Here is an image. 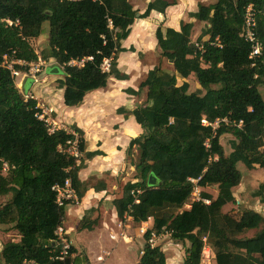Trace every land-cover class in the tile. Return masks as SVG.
<instances>
[{
  "label": "trees",
  "instance_id": "16d2710c",
  "mask_svg": "<svg viewBox=\"0 0 264 264\" xmlns=\"http://www.w3.org/2000/svg\"><path fill=\"white\" fill-rule=\"evenodd\" d=\"M176 1L154 0L138 19L151 11L163 13ZM249 6L264 49V0L199 4L190 14L203 23L195 42L190 39L191 23H182L180 31L160 27L155 31L160 56L171 62L173 71L155 66L139 84L138 91L146 90V104L131 114L143 133L126 150L128 158L137 151L132 163L136 180L126 183L121 198L113 201L120 222L130 218L139 227L152 220V227L142 235L145 243L137 264H166L161 248L148 244L151 233L188 244L182 264H200L204 245L212 250L215 264H264V216L250 209L237 219L222 212L235 202L232 189L242 178L238 164L264 170V52L251 60L250 46L242 37ZM137 13L128 0H0V198L5 199L0 204V225L10 226L19 236V241L2 246L0 264H75L77 258L71 256L56 259L54 231L63 223L66 207L76 204L86 191L78 180L83 161L76 166L64 152L73 136L62 129L51 131L40 119L37 101L18 90L5 60L53 59L62 68L57 71L63 75L58 81L63 103L76 107L86 94L105 88L109 79H128L118 71L117 59L126 51L121 41L130 34ZM45 22L48 50L37 55L29 41L43 34ZM88 57L92 61L83 67L68 65ZM107 58L110 69L102 72L100 65ZM14 69L26 72L27 67ZM190 76L203 94L189 92L187 82L178 85L177 77ZM72 131L80 136L84 151L82 133ZM224 135L232 137L228 154L219 143ZM151 175L154 186L148 185ZM66 180L76 201L58 207L52 188ZM211 186L216 187L215 198L200 193L209 204L193 202L183 209L195 187ZM251 196L264 207V181ZM90 228L86 214L79 229ZM249 232L253 235L247 237ZM73 253L72 247L69 254Z\"/></svg>",
  "mask_w": 264,
  "mask_h": 264
},
{
  "label": "crops",
  "instance_id": "0c3cea01",
  "mask_svg": "<svg viewBox=\"0 0 264 264\" xmlns=\"http://www.w3.org/2000/svg\"><path fill=\"white\" fill-rule=\"evenodd\" d=\"M153 1L128 0L139 15ZM165 1L169 2L170 0ZM214 1L216 2V0H177L175 5L167 7L163 13L151 11L147 18H137L130 27L128 37L121 41V47L126 51L120 53L117 59L118 71L127 75L128 79H109L105 88L86 94L82 103L76 107L64 105L63 89L58 88V84H53V88L57 90V100L52 99L48 92L44 95L48 101L46 104L48 108L43 111L51 114V121L67 130L71 131L72 128H76L82 133L83 167L78 172V180L86 185V191L76 204L66 207L63 221L68 235L74 238L72 239L74 253L71 258H77L75 264L104 262L103 255L96 257L92 254L91 244L83 242L81 239L78 240V238L89 234L94 228L106 224L108 216L111 220H119L113 201L121 198L122 189L126 183L136 180L135 175L132 179L129 178L130 172L134 173L135 170L128 162L126 150L131 140L143 133L131 113L138 106L146 104V90L138 91L142 80H133L132 76L137 73L143 77L153 68H147L143 72L141 70L143 66L138 59L139 55L158 49L155 38V31L158 27L162 30L180 31L182 23H191V30H197L203 23L191 18L190 14L197 11L199 4L208 6L214 4ZM130 48H133L134 52L129 51ZM27 84V80H24L22 87ZM129 90L136 93L130 94ZM24 93L26 94V89H24ZM133 152L137 158V151L133 150ZM88 155L93 156L89 157ZM131 157L136 161L134 156ZM86 214L93 215L89 222L91 228L81 230L79 224ZM123 222L125 227L133 225L130 218H125ZM140 226L150 229L152 220L149 219L147 222L141 223ZM87 238L91 237L87 235ZM93 238L97 239V237ZM96 244H99L98 240ZM137 250L139 251V249ZM133 258L137 264L139 256L133 257L129 251L123 258L124 262L122 260L119 264H127Z\"/></svg>",
  "mask_w": 264,
  "mask_h": 264
},
{
  "label": "rangeland",
  "instance_id": "374dc122",
  "mask_svg": "<svg viewBox=\"0 0 264 264\" xmlns=\"http://www.w3.org/2000/svg\"><path fill=\"white\" fill-rule=\"evenodd\" d=\"M215 2V1H214ZM138 14V13H137ZM139 15V14H138ZM202 26V27H201ZM203 25L200 24L197 30H191L190 39L192 42L198 38V36L202 32ZM43 34L37 38L29 41L30 46L35 51L37 55L41 52H46L48 50L47 47V35H48V23L45 22L42 25ZM205 40V39H204ZM141 70L160 66L162 69L172 72V65L170 61L165 60L160 56L159 49H155L154 52L151 53H142L139 55ZM40 60V59H39ZM37 66L35 72V79H33L30 75L25 76L23 71H20L18 76L14 77L16 87L21 93H24V89H26L25 96H32L39 107L46 110L48 108L47 99L44 95H51V98L57 100V90L53 88V84H58V80L63 78L61 72L54 73L52 70H61L53 59H49L47 61H41V63L37 62ZM143 68V69H142ZM133 80H143L145 75L140 77L139 74H133ZM27 80V86L22 87V82ZM36 80V81H34ZM57 80V81H55ZM178 85L180 86L183 82H187L189 86V92H200L204 93L197 84V81L194 77L190 76L187 79H182L177 77ZM48 119L52 120L51 114L47 115ZM61 123V122H60ZM62 124V123H61ZM232 137L230 135H224L220 138L219 143L223 148L225 154H228L230 149V140ZM136 158V154L133 152V155ZM128 162L131 164L135 162L132 157L128 158ZM137 160V158H136ZM238 170L240 171L242 178L240 184L232 189L233 196L235 198L234 203H230L222 208L223 213H227L234 218H239L244 210L250 209L257 213H260L264 216V207L259 204L257 199L251 196L252 192L257 188L258 184L264 181V170L254 167L252 170H247L242 164H238ZM134 173L132 171L129 174V178L132 179ZM198 188V187H197ZM198 192H206L212 198L217 196V190L215 186L206 187V188H198ZM5 202L4 198H0V204ZM192 202V197L188 200L187 204L183 207L184 210L189 209L190 203ZM93 215H87V222H91L90 218ZM108 216V215H107ZM98 221V220H97ZM106 224H102V226L94 228L87 234L91 238H87V235H82L78 238L83 242H87L91 244L92 254L96 257L99 255H103L105 260L103 263L97 264H119L122 260L124 262L126 253L131 251L133 257H137L140 255L139 251L144 245V240L142 238V234H140L138 227L135 225H130L129 227L124 226V222H120L119 220H111L110 216L106 219ZM98 223V222H97ZM97 225V224H96ZM253 232L247 233V237L252 236ZM115 237L112 239L111 237ZM93 237H97L93 238ZM70 239H74L72 236ZM97 240L99 244H96ZM19 241V236L13 228L10 226L0 225V250L2 246L9 242ZM154 246H159L161 250L164 252L166 257V264H182L183 259L185 257V249L188 244H175L171 241L169 235L163 234L159 239L156 240L153 244ZM139 249V251L137 250ZM212 251V250H211ZM130 258V257H129ZM135 258L131 259V261L127 262V264H135ZM205 264H215V260L210 256L208 260H206Z\"/></svg>",
  "mask_w": 264,
  "mask_h": 264
},
{
  "label": "built area",
  "instance_id": "2783aa9c",
  "mask_svg": "<svg viewBox=\"0 0 264 264\" xmlns=\"http://www.w3.org/2000/svg\"><path fill=\"white\" fill-rule=\"evenodd\" d=\"M108 26H109V28H112L110 20H108ZM242 37H243L244 41L247 42L250 46L249 58L253 61L260 58L264 52V49H263V46H262L261 42L259 41V39L257 38V35H256V20H255V14H254V11L252 9V6H249L245 10V13L243 16ZM195 45L199 50L201 49V46L199 44H195ZM87 61H92V58L88 57V58H84V59H80V60H72L68 63V65L69 66H76V67L80 68V67H83L84 63ZM38 62L41 63V60H39ZM36 63L37 62L26 63L24 61H14V60L8 61V60H5L4 64L11 71V74L13 77L18 76L20 73L19 71L14 69V66H23V67H27V70L24 73V75L25 76L30 75L33 79H35L34 76H35V72H37V71L34 68H36V66H37ZM110 65H111V58L104 59L102 61V64L100 65L101 71L102 72H108L110 69ZM34 81H36V80H34ZM25 98H27V96H25ZM30 98H33V97H30ZM47 115H49V113H45L42 110V114L40 116V119H44V121L50 126L51 131L55 130V129H57V130L62 129L64 131H66L67 133H70L73 136V139L71 141L67 142V145H66L64 152L67 155H69L70 157L74 158L75 165L79 166L80 163L82 162V159H83V151L80 149V143H81L80 136L72 130L70 131V130H67L65 127L58 126L53 121L48 119V117H46ZM201 122L203 125H207V122L204 119ZM217 124H218V122H215L212 126L214 128H216ZM205 147H209L207 142L205 143ZM191 182L195 183L194 180H191ZM52 190L56 194L55 203L58 207L64 206L65 202L76 201L75 191L71 186L70 180H66L63 186H54L52 188ZM136 193L138 194L139 191H137ZM136 193H132L133 196H135ZM191 197H192L191 203L202 201L205 204H209L208 200H201L200 192H198L197 187L194 188V191H193ZM137 202L138 201L135 200V203H137ZM126 219H128V218H126ZM138 230H139L140 234L143 235L149 229L144 227V226H140ZM54 235H55L54 242H55L56 246L59 248L58 255H57L56 259L64 260L66 257L72 256L69 254V252H70V249L73 247V242H72V239L69 238L68 232L65 229L63 223L59 224L56 227V229L54 231ZM162 235L163 234L156 235L154 233H151L150 237L148 239V244L153 247L154 242H156V240L159 239L160 236H162ZM111 238L114 239L115 237L112 236ZM210 256L214 259V255H213V252L211 251V249L207 245H204V247L202 249L200 264H205L206 260H208Z\"/></svg>",
  "mask_w": 264,
  "mask_h": 264
},
{
  "label": "water",
  "instance_id": "95a60500",
  "mask_svg": "<svg viewBox=\"0 0 264 264\" xmlns=\"http://www.w3.org/2000/svg\"><path fill=\"white\" fill-rule=\"evenodd\" d=\"M138 14H136V17L138 18ZM54 73H57V70H52ZM156 184L155 178L151 175L149 176V180H148V185L149 186H154Z\"/></svg>",
  "mask_w": 264,
  "mask_h": 264
}]
</instances>
